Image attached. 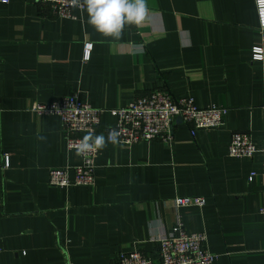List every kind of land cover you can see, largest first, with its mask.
<instances>
[{
	"label": "crops",
	"instance_id": "crops-1",
	"mask_svg": "<svg viewBox=\"0 0 264 264\" xmlns=\"http://www.w3.org/2000/svg\"><path fill=\"white\" fill-rule=\"evenodd\" d=\"M146 3V18L116 39L88 23L85 5L67 18L33 0L0 2V264H114L133 250L156 259L177 217L187 231L206 232L213 264H264L263 154L228 153L235 131L262 146L254 0ZM153 90L226 106L223 124L192 135L178 123L170 146L108 141L107 110ZM73 92L105 110L95 133L105 145L92 185L57 188L49 170L81 161L59 116L33 107ZM177 197L204 202L176 207Z\"/></svg>",
	"mask_w": 264,
	"mask_h": 264
},
{
	"label": "built area",
	"instance_id": "built-area-1",
	"mask_svg": "<svg viewBox=\"0 0 264 264\" xmlns=\"http://www.w3.org/2000/svg\"><path fill=\"white\" fill-rule=\"evenodd\" d=\"M48 4L56 16L74 18V10L84 9L82 0H33ZM6 3L8 0H0ZM263 34L261 45L252 48V57L262 59L264 52V0H254ZM89 55V44L84 46L83 58ZM38 113H54L59 116L62 130L65 134L67 149L74 150L80 158V163L62 168H51L48 182L57 188L73 186H89L94 183L96 157L99 149L90 141V148L84 152L78 151L82 138L95 133L100 125L101 113L105 110L96 108L82 100L77 92L62 96L49 103H36L33 107ZM264 114V106H263ZM226 106L210 105L199 107L190 95L174 98L166 90H153L150 93L134 98L126 105L110 108L107 112L113 116L114 124L109 126L107 139L112 130L119 133L117 141L123 144H134L140 141L159 140L170 146L173 140L174 125L188 124L193 135L198 129L217 128L223 124L227 113ZM261 151L263 154L262 173L264 174V121L262 129V146L258 148L252 141L248 131H235L228 143V153L231 156L252 158ZM4 165H8L5 158ZM72 172V176L70 175ZM254 172L249 176L252 178ZM176 207L190 204L202 205L203 198H175ZM264 219V206L259 209ZM215 255L207 246L205 231H187L177 217L169 232L158 239L157 258L143 254L139 250L120 253L114 264H213Z\"/></svg>",
	"mask_w": 264,
	"mask_h": 264
},
{
	"label": "clouds",
	"instance_id": "clouds-1",
	"mask_svg": "<svg viewBox=\"0 0 264 264\" xmlns=\"http://www.w3.org/2000/svg\"><path fill=\"white\" fill-rule=\"evenodd\" d=\"M87 21L98 32L118 39L125 24H138L148 13L146 0H84ZM119 133L112 130L109 139L117 142ZM90 141L97 149L105 145L103 135L89 134L81 139L78 151L84 152L90 148Z\"/></svg>",
	"mask_w": 264,
	"mask_h": 264
}]
</instances>
